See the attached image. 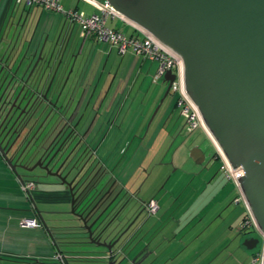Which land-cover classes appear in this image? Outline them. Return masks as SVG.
Here are the masks:
<instances>
[{
    "label": "water",
    "instance_id": "1",
    "mask_svg": "<svg viewBox=\"0 0 264 264\" xmlns=\"http://www.w3.org/2000/svg\"><path fill=\"white\" fill-rule=\"evenodd\" d=\"M104 1L181 58L185 92L196 105L207 134L228 162L243 172L239 190L262 238L264 264V0ZM36 25L30 31L28 15H13L7 40L0 46V160L18 180L21 170L42 169V177H53L47 184L60 187L70 197V210L59 213L71 215L67 228L74 229L76 243L92 247L91 253L99 248V257L110 260L109 264L123 263L128 260L125 249L145 235L139 237L145 220L139 222V212L123 229L128 210L120 218L119 212L110 218L114 209L112 201L107 202L110 169L94 156L93 148L99 137L103 143L112 125L106 119L109 104L97 105L100 93L95 88L77 97L73 90L63 93L57 87L50 96L47 91L38 95L44 77L67 72L75 78L85 61L80 55L82 44L75 49L69 42L70 29L46 47L47 35L35 40ZM174 77L167 70L163 97ZM17 84L23 86L21 90L26 87L21 100L27 101L20 112L16 103L20 92L13 101L9 95ZM106 96L107 92L101 103ZM59 124L68 131L60 146L59 140L50 139L53 126ZM69 138L73 146L66 152ZM56 144L59 147L53 150ZM189 156L196 164L206 159L198 145L190 148ZM98 164L99 173L90 177ZM43 224L47 227L44 220ZM131 224L134 228L128 232ZM258 241L253 238L251 245H244L252 249Z\"/></svg>",
    "mask_w": 264,
    "mask_h": 264
},
{
    "label": "rangeland",
    "instance_id": "2",
    "mask_svg": "<svg viewBox=\"0 0 264 264\" xmlns=\"http://www.w3.org/2000/svg\"><path fill=\"white\" fill-rule=\"evenodd\" d=\"M34 25L35 22H31L30 31ZM126 26H122V29H125L124 33L133 34L134 32L130 33L131 29ZM36 29L35 40L39 37L44 38L46 31H41L40 26ZM52 43V38L49 37L46 47H51ZM105 48V43H98L88 49L82 47L80 55L85 61L82 63L83 71L89 74L94 73L95 77H99V87L106 82L103 94L113 83L112 88L115 91L113 92V89L112 93L106 96L104 103H110L108 100L126 102L124 106L126 122L119 128L120 143L118 145V136L116 153H112V145L107 155L113 160L116 157L115 173L125 170L121 175L122 180L128 186L129 183H133L134 187L141 189L139 195L143 201L153 197L157 200V204L159 202L157 214L148 215L146 211L143 214V220H145L143 227L147 231L149 226H154L155 223L157 225L150 232L148 231L149 233L146 232L140 241L128 245L129 247L125 249L127 256L134 260L135 264L167 263L173 256V259L175 257L176 259L169 264L175 261H177L176 264H253L250 253L258 252L262 238L254 248L249 250L247 248L242 254L237 229L247 207L244 201L228 204L229 198L223 197L224 194L228 197L230 193L226 191L236 185L225 179L219 169L220 160L210 155L213 152L210 141L199 128L192 132L186 130L185 120L179 114V109L175 107V94L169 91L163 97L166 90L163 79L155 80L150 72L139 76L134 81L133 70L124 69L122 66L119 68L121 56L116 50L113 49L107 59V53H103ZM161 98L163 101L159 104ZM194 145L209 149L202 164H196L189 156V150ZM9 172L0 171V264H63L60 255L55 254L53 244L48 246L43 244L42 240L48 234H45L42 226L38 231L34 229L16 231L7 226L8 218L13 217L14 214L28 218L36 214L30 209L29 195L15 189L18 181L17 179L13 181L14 174ZM36 185L42 184L36 183ZM40 190H43L42 187ZM237 194L235 190L233 198ZM220 202L223 203L217 209L215 214L217 216L204 219L203 209L206 211L210 206H216V203ZM203 203H207L206 209L198 206ZM2 207L9 209H2ZM36 207L43 211L52 209L50 205L36 204ZM18 209L29 211H16ZM219 211L221 216H218ZM58 215L53 217L44 214L43 217L48 225L57 224L58 226L68 222L63 220L66 215L63 217ZM51 218L54 220H50ZM73 230L57 228L56 231L59 237L56 241L59 247L66 251L68 264H109L111 262L99 257L97 253L99 248L92 253V256L85 257L82 253L87 251L88 246L76 243L77 239L73 235ZM159 231H161L160 234ZM204 231L210 233V240L216 238L217 242H222L221 246L216 245L210 250L202 245L198 246V237L203 235ZM255 231L249 230L245 233L254 236ZM161 236L163 241L157 243ZM153 251L155 255H151L150 252ZM73 252L74 255L69 254Z\"/></svg>",
    "mask_w": 264,
    "mask_h": 264
},
{
    "label": "crops",
    "instance_id": "3",
    "mask_svg": "<svg viewBox=\"0 0 264 264\" xmlns=\"http://www.w3.org/2000/svg\"><path fill=\"white\" fill-rule=\"evenodd\" d=\"M59 3L62 5V7L64 9L76 8V9H79V10H83L86 14H91L93 12H96L91 5H89L87 3H84L81 0H59ZM19 14H22L23 16L28 15V18L30 19V21L32 23L35 22V24H37V26H40L41 31H46V35L48 36V38L49 37L52 38V40H54L61 32L64 33L67 29H70L69 42H70L71 46L72 45L74 46L75 49L80 44H82V47H86L88 49V48L94 47L95 45H98V43H99V42H96V40L93 37H86V38L80 37L77 25H73V24L70 25L69 22L66 19H64V17L58 12L51 11V10H45V9H42V8H40L38 6L16 5L14 0H0V46H1V44H3L5 42V40H7L6 36H7V31H8V25L12 21L13 15L17 18V16ZM106 24L108 26H111V27H116V28H118V29H120L122 31L125 30V29H122V26H124V25L126 26L127 25L126 27L131 29L130 33L135 32V30L133 29V27L129 23H127L124 20H122L120 18H117V17H115V18L108 17L107 20H106ZM113 49H115V48L114 47H110L108 44H106V48L103 50V53L104 54L107 53V59L110 57ZM116 52H117V50H116ZM119 55L121 56V63L119 65V68H120V66H122L124 69L130 68V70H133V72H135L134 81L139 76L147 75L150 72L154 76V74H155V72L157 70V67H158L157 61H152V60H148V59L144 60V59L138 57L137 55H135L134 53H132L130 51L125 53L124 55H121V54H119ZM87 75H88V77L90 79L94 78V73H90V74L88 73ZM114 80H115V77H114L113 81ZM156 80H159V79H156ZM163 81H164V78H163ZM105 83L106 82H104V84L100 87V90H99V93H100L99 96L100 97H102L101 95L104 92ZM112 85H113V83H111L110 87L107 89V91H105V92H107V95L112 93V90L114 89V88H112ZM114 91H115V89L113 90V92ZM108 101L110 103H108L109 104L108 105L109 112H108V114L106 116V119L110 120L112 122V125L110 127V130L106 134L105 139L103 141V144L101 146L102 157H103V159H104V161H105V163L107 165L110 162H112V159H111L112 157H110L107 154H109V152L111 151V147L113 145V141L115 139H117L118 136H119L118 140H121L120 139V136H121L120 133L121 132L119 130H117L116 128H114L113 121L110 118H112V116L115 114V112L117 110H120V111H118L116 113L117 114L116 121H115V123H116L118 121V119L121 117V111L124 110V106H125V103H126L125 101L120 102V100H115L114 102H111V100H108ZM119 112H120V114H119ZM199 130L210 141L211 149L213 148V151L215 152V147H214L213 142H212L211 138L209 137V135L202 128H199ZM201 149H203V148H201ZM208 150L203 149L205 154L207 152H209ZM0 171H4L6 173H8L10 171V170H8V167L6 166V164H4L1 160H0ZM124 171L125 170H123L121 173L123 174ZM13 179H14L13 181H16L17 178H16L15 175H14ZM17 181H18V183L20 182V180H18V179H17ZM18 183H17V185L15 184V189H18L20 192H24L22 190V188H21V182L19 184ZM40 187H42L43 190H40ZM235 187H231L230 189H228L226 191V192L230 193L229 194L230 197L229 196L227 197L226 194H224V196H223L226 199L229 198L228 204L231 203V202L235 203L233 201V199L238 195L237 194L233 198V196L235 194V190L238 193V189H237V187L236 188ZM59 190H61V188L58 187V186H52V185H46V184H42L41 186L36 185L35 188L28 193L29 199L31 201L30 209H32L34 211V213L36 212V214H34L35 216L31 217V218H28V217H23L22 215H15L14 214L13 217H9L8 218V221L6 222V224H7V226L12 227L16 231L17 230L21 231V230H25V229L26 230L34 229V230L38 231L39 228H41V226H42V228H44L45 234L46 235L48 234V236H45L44 240H42L44 242L43 244H45V246L53 244L52 248L56 250L55 254H59L60 255L63 264H68V262L66 260L67 259L66 258L67 257L66 256L67 255L66 251H64L61 246L59 247V245H58V243L56 241V238H59V237H57L58 233H56L57 228H63V229H68V228L64 227L65 224H62V223L60 225H58V226H57V224H53V225H48L47 224V227H45L44 224H43V219H41L40 217L37 216V211H36V208H35L36 204L45 205V206L46 205H50L52 207V209H46V210L50 211L49 212L50 215H52L54 217V216H57V214H59V215H61L60 217H63L64 214H60L59 211H67L68 210V208H69V197L64 192H61ZM24 193H26V192H24ZM151 198H153V197H151ZM225 200L223 202H225ZM223 202H220L218 204L216 203V206L215 205L212 206V207L210 206V208L208 210H206V211L203 208L206 209L205 205H207L208 202L207 203H203L202 205H198L200 207L203 206L202 209H203L204 214H205L204 219H209L208 218L209 216H210V219H212L213 216L216 217L217 215H215V214L217 212V209L220 206H222L221 203H223ZM158 204H159V202H158ZM6 206L7 205H5V207ZM226 206H227V204H226ZM2 209H9V208H3L2 207ZM20 210L29 211L28 209H18L16 211H20ZM158 211H159V209H158ZM158 211L155 214H157ZM220 212L221 211H219L218 216H221ZM66 217L67 216H65L64 218H66ZM23 219H35L38 222L39 226L33 227V228L24 226V225L21 224V221ZM50 220L53 221L54 218H51ZM156 225L157 224L155 223L154 226L153 225L149 226L148 231L150 232ZM237 230H238V234H239L238 238L240 240L239 248L241 249L240 251L242 252V254H244L245 252H243V251L244 250L246 251V249H247L246 246L244 245V243H246L247 239H249V237H251V236L247 235L245 232H241L239 229H237ZM148 231H147L146 228H144L142 233H146ZM255 232L257 234L255 233L254 237L258 238L260 240L261 237L259 236V233L257 232V230ZM160 233H161V231H159V234ZM204 233H206V232L204 231ZM204 233H203V235H199V237H198V239H199L198 246L202 245L206 249L209 248L208 250H210V248H214L216 245L217 246H219V245L221 246L222 242H220V243L217 242L215 240L216 238L215 239L213 238L212 240L209 239L210 238V236H209L210 233L209 232L206 233V234H204ZM140 236L141 235H139V237ZM46 238H47V240H46ZM166 240H168V239H166ZM162 241H163V238L161 236L160 240L157 243H161ZM89 247L86 249L87 251H84L82 253L83 255H85V257L92 256V253L90 251L93 248L90 247V249H89ZM157 249H158V247H157ZM150 253H151V255H155L156 254L154 251L150 252ZM208 253H209V251L207 252V254ZM69 254L74 255V252L73 253H69ZM101 255H104V253H101L100 256ZM253 255H254L253 251H251V253H250L251 262H252V256ZM173 257L171 258L172 260L170 259L169 262H173L176 259V257H175V259H173ZM127 258H128V260H125L123 263L121 262L120 264H135L134 260H132L128 256H127ZM102 259L106 260V258H102ZM169 262L162 263V264H169ZM176 262L177 261H175L173 264H176ZM116 264H119V263H116Z\"/></svg>",
    "mask_w": 264,
    "mask_h": 264
},
{
    "label": "built area",
    "instance_id": "4",
    "mask_svg": "<svg viewBox=\"0 0 264 264\" xmlns=\"http://www.w3.org/2000/svg\"><path fill=\"white\" fill-rule=\"evenodd\" d=\"M84 3L91 5L96 12L86 14L83 10L76 8L64 9L59 3V0H14L16 5L38 6L45 10H51L60 13L70 25H77L79 35L82 38L93 37L96 42L106 43L110 47H114L117 52L124 55L127 52H132L142 59L157 61L158 67L153 76L156 79H163L167 70H171L175 77L170 85V91L175 96V106L179 109V114L185 120V128L188 132H192L196 128H202L207 133V130L202 121L201 115L186 94L183 83V65L181 58L163 45L154 36L146 30L132 25L125 18L115 11L106 1L98 0H81ZM108 17L120 18L129 23L135 32L127 35L122 30L111 27L106 24ZM215 147V159L220 160L219 169L227 181H232L237 189L238 195L233 199L235 203L244 201L239 190L238 180L243 175L241 168L233 167L223 155L221 149L216 142L211 138ZM21 188L27 194L35 188V183L31 180L21 183ZM245 202V201H244ZM148 214H153L158 210V204L155 200H149L146 204ZM21 224L27 227H37L38 222L35 219H23ZM253 228L256 230V225L248 208L245 214L238 223L239 230H247ZM263 251V241L261 248L252 256V263L261 264Z\"/></svg>",
    "mask_w": 264,
    "mask_h": 264
},
{
    "label": "flooded vegetation",
    "instance_id": "5",
    "mask_svg": "<svg viewBox=\"0 0 264 264\" xmlns=\"http://www.w3.org/2000/svg\"><path fill=\"white\" fill-rule=\"evenodd\" d=\"M87 74H88L87 71H82V72L78 73L77 77H75V78H73V76H71V74L67 75V72L64 73V74L62 73V75L56 76L55 78H53L52 75H48L47 77H44L42 79V82H41L42 88L40 89V92L38 93V95L41 97L45 93V91H47L46 95L50 96L51 93L55 92V88L54 87H57V89H61L62 88V92L63 93L73 90L76 97L82 91H84V93H86V95H88L93 88H95V93H96L97 92L96 90H98V88H100L99 87V81H98L99 77H95V75H94V78L90 79ZM31 76L28 78V82L32 79ZM96 79H97V81H96ZM8 81H9V78L6 79V82H8ZM11 84H12V82H11ZM21 87H23L21 84H17L16 87L14 85V88L12 89V91L9 94V95H11V101H13L15 96H16V94H18L20 92V96H19V98L17 99V102H16L17 104L20 105L19 110H17V112H20L22 110L24 104L27 101V98H25V100H21L22 95H24L25 92H26V87L22 88V90H21ZM7 91H8V89H7ZM27 92H29V91L27 90ZM40 97H39V99H41ZM34 98H35V96H33L32 99H34ZM85 99H86V96H85V98H83L82 102H84ZM103 103H104V101L101 103V97L99 96L98 100H97V105H102ZM8 106L10 107V104H8ZM118 111H120V110H117L115 112V114L112 116V118H110V119H112V121H113L114 128H116L117 130L120 131L119 128H120L121 124L126 122L125 121L126 110L121 111V117L115 123L116 116H117L116 113ZM119 114H120V112H119ZM62 126H63L62 124H59L57 126L54 125L52 133L50 135V139L55 138L54 143L56 142V140H59V142H58L59 146H60L62 140L68 134L67 129H65V127H62ZM56 134H57V137H55ZM99 138L96 141L93 142L94 156L96 158H100L102 156L101 146H102L103 143H101V142L99 143ZM116 142H117V139H115L113 141L112 153L113 152L116 153V148H118V146L116 147ZM67 143H69V147L67 148L66 152H68L69 149L73 146V140H71V138H69L67 140V142H66V145H67ZM119 143H120V141L118 140V145H119ZM58 145L56 144L53 150H56L57 147H59ZM65 146H63L62 149H64ZM100 154H101V156H100ZM210 155L213 158H215L214 151L211 152ZM115 158L116 157H114V160L112 159V162H110L108 164L110 171H109V174L107 175L106 179H108L107 187L109 188V192L108 193L110 195L108 197L107 202L112 201V205H114L113 206L114 209H113V212H112V216H110V218L114 217L116 215V213H118V212H119V215H117V217L120 218L122 216V214L125 213L126 210L129 211V215L124 220V223H123V226H124L123 229H125L132 222L134 217L139 212H141L140 216H138L139 217V222L141 220H143V218H144L143 214H144L145 211L147 212L146 204L148 203L149 200L152 199V200L156 201V199L150 198V199H148L146 201H143L142 198L139 195L140 194L139 192H141V189H137L136 187H134L133 183H129V186H128V184H126L121 178L122 177L121 176L122 175V173H121L122 170L119 171L118 173H115L114 170L117 167V160ZM100 159L103 160V157H101ZM32 164H33V162L31 163L30 166H32ZM44 164L45 163L43 162L42 165H44ZM110 165H111V167H110ZM50 167H51V164L49 165L48 168H50ZM99 167H100V164H98L96 166V170L95 171H92L90 177H92L95 174V172L98 171L97 169ZM55 168L56 167L52 168V172H54L56 170ZM44 173L45 172L42 169H40V170L34 169L32 172H26V171L21 170V172H20V174H21L20 182L22 183L24 181L31 180V181H33L35 183V186H36V183L37 184L41 183V184L50 185V184H47V183L49 181H53L54 178L50 177V176L42 177L41 175L44 174ZM98 173H99V171H98ZM98 173H97V175H98ZM92 181L94 182V180H92ZM104 190H106V189H104ZM35 208H36V211H37V216L40 217L41 219H43L44 221L46 219H44L43 215L44 214H49L50 215V213H49L50 211H47V210L43 211V210H40V209L38 210L37 207H35ZM69 210H70V197H69V209L67 211H69ZM155 213H153V214H155ZM147 214H148V212H147ZM148 215H150V214H148ZM66 216L67 217L65 219H66V221H68L67 219L70 218L71 215H70V217H68L69 215H66ZM69 223L70 222L68 221L65 224L64 227L69 226ZM133 228H134V225L131 224L127 231L129 232ZM249 230H253V228H250V229H247V230H240V231L241 232H247ZM143 234L144 233H141L140 235H143ZM253 238H255V237L251 236V237H249V239H247V241H246L247 245H251L252 244ZM115 246H114V248H115Z\"/></svg>",
    "mask_w": 264,
    "mask_h": 264
},
{
    "label": "trees",
    "instance_id": "6",
    "mask_svg": "<svg viewBox=\"0 0 264 264\" xmlns=\"http://www.w3.org/2000/svg\"><path fill=\"white\" fill-rule=\"evenodd\" d=\"M254 264V263H253Z\"/></svg>",
    "mask_w": 264,
    "mask_h": 264
}]
</instances>
